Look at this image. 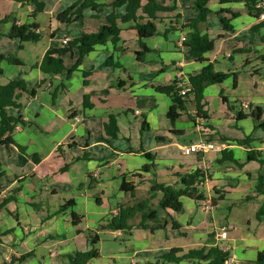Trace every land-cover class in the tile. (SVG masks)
Segmentation results:
<instances>
[{"label": "crops", "instance_id": "1", "mask_svg": "<svg viewBox=\"0 0 264 264\" xmlns=\"http://www.w3.org/2000/svg\"><path fill=\"white\" fill-rule=\"evenodd\" d=\"M41 1L45 10L32 19L33 6L0 0V21L9 19L0 26V56H13L23 63L1 61L0 86L12 80L22 83L20 114L26 123L17 126L14 145L0 143V204L7 201L0 212V264H9L7 259L12 261L25 254L32 256L23 264H67L65 256L91 249L89 233L99 236L100 231H111L104 228L121 206L147 199L157 205L163 194L151 192L154 182L179 186L180 176L197 172L200 165L208 168L205 173L199 171L205 176L198 185L204 200L182 197L181 212L159 209V218L168 224L155 232L137 227L142 219L138 213L130 221L133 230L111 231L115 237L123 236L126 255L102 263L100 254L90 264H133L134 260L137 264H156L158 257L175 248L188 251L211 246H225L239 264H254L264 250V219L257 218L264 207V195L256 189L258 177L264 176V165L249 161L248 152H259L264 160V91L253 81L256 75L264 77V63L259 58L264 56V29L256 33L253 28L264 18L247 14L242 3L210 2L213 11L226 8L241 13L232 21L233 34H225L215 14L199 25L203 34L216 39L215 50L205 58L214 64L216 72L237 74V83L234 87L230 78L205 90L207 119L196 117L194 98L187 97L188 114L183 113L172 124L168 118L172 101L156 88L172 85L179 71L191 77L205 66L180 46L182 36L189 32L182 25L193 17L192 0H177L175 13L161 15L163 20L157 22L160 35L143 41L148 48L144 56L138 54L143 49L135 24L119 21L118 43L108 41L96 46L70 80L66 75L50 76L41 71L45 54L62 48L65 39L71 41L98 31L110 15L121 18L126 9L110 7L114 0H97L104 5L99 13L87 9L81 22L62 24L58 15L78 0ZM44 15L49 16L46 25L41 21ZM177 15L181 17L174 25L177 38H171L172 33L167 34L166 28L174 24ZM210 21L216 26L212 27ZM14 23H36L40 41L22 43L9 39L6 34ZM236 54L242 57L237 60ZM78 56L77 49L73 56H66V67L73 66ZM84 72L90 73L86 84ZM242 75L251 77L245 93ZM32 91L34 95L30 96ZM85 97L90 108L85 107ZM243 102L250 104V111L262 108L259 122L251 117L236 120L238 112L250 113L242 111ZM12 113L18 114L15 110ZM74 114L84 121L75 124ZM112 116L117 117L120 128L114 139L105 131ZM144 121L147 129L143 131ZM200 138L221 145L240 165L223 162L222 155L215 152L184 156L182 148ZM246 138L250 144L239 145L238 141ZM20 155L25 162L20 163ZM144 167L148 169L145 171ZM124 181L136 188L134 194L121 190ZM70 200L75 202L74 207L57 215ZM222 203L228 205L229 212L236 207L249 210V216L246 228L235 226L236 232L231 231L225 241H218L220 228L232 224L229 219L216 218L215 210ZM246 204L252 208L247 209ZM73 212L82 218L78 226L73 225ZM173 222L180 228H174Z\"/></svg>", "mask_w": 264, "mask_h": 264}, {"label": "trees", "instance_id": "2", "mask_svg": "<svg viewBox=\"0 0 264 264\" xmlns=\"http://www.w3.org/2000/svg\"><path fill=\"white\" fill-rule=\"evenodd\" d=\"M23 5H31L34 7V11L31 14L32 19H36L37 16L44 12L45 4L41 0H15ZM212 0H192L193 17L186 21L183 28H188L187 40L184 43V47L188 50L189 55L200 64H205L202 71L189 77L191 90L185 95L180 94L178 83L175 80L172 85L158 87L156 91L168 96L172 101V106L168 111V118L172 124L179 120L183 113L188 114L190 103L187 101V97L193 96L195 109L197 112V118L207 119L204 111V92L212 85H222L228 79L233 78V86L237 83V74H228L223 72H216L213 63H209L205 58V55L209 52H213L216 48V39H211L209 35L203 34L199 28L201 23H205L211 14H215L222 26L225 34H233L235 28L232 21L239 18L241 13L233 11L231 9L221 8L220 10L213 11L210 8V2ZM220 5L229 4H244L247 14L260 19L264 14V0H218ZM261 5V6H258ZM104 7V5H102ZM97 0H78L75 4L67 8L60 13L57 17L58 21L62 24H71L75 22H81L84 19V11L91 9L92 11L99 13L102 7ZM113 9L125 7L126 12L121 18L116 17L115 14L110 15L107 18V24L102 26L98 31L94 33H84L81 37L71 40L68 44L63 45L60 49L49 50L40 65V69L43 73L50 76L66 75L67 79H71L74 72H76L84 60L92 53L96 46L104 45L108 41H112L113 44H117L120 36V28L118 22L123 23L133 22L134 29L137 31L142 52L138 54L144 56L148 48L143 42L146 39H150L157 35H160L157 22L163 20L161 15L173 14L178 10L177 0H114L110 5ZM175 22L170 25V28H166V33H173L177 31L175 26L180 22V15L174 17ZM9 19L0 21V26L7 23ZM175 25V26H174ZM264 29V20L253 28L254 32H258ZM39 26L36 23L29 25L13 24L9 32L6 34L11 40H20L22 43H38L41 39V34L38 32ZM165 33V34H166ZM3 36L0 31V40ZM222 37L220 36V39ZM264 40V38H263ZM79 51V56L73 66L67 68L64 58L68 55L73 56L74 50ZM264 63V56H259ZM6 60L15 65H22L23 63L13 56L5 57L0 56L1 61ZM1 73V69H0ZM89 72H84L83 76L86 79L89 77ZM30 96L34 95V91L29 93ZM22 83L16 80H12L6 86H0V143L7 147L15 144L13 134L19 125H25V121L20 114L22 108ZM85 107L90 108L91 105L86 103ZM226 101V98L223 97ZM15 110L18 114H13ZM77 116L74 114L73 119ZM263 110L260 107L252 109L249 114H243L238 112L236 120L240 121L246 118H253L255 122H259L262 119ZM192 120L195 118L189 116ZM147 129V122L144 121L142 130ZM105 131L112 139L117 138L120 132L118 125V119L115 116L110 117L109 123L105 125ZM208 140V139H206ZM211 141V140H208ZM223 141H226L223 139ZM212 142V141H211ZM239 145L247 146L250 144L249 139L238 141ZM21 152L24 148L19 146ZM223 162H233L237 165L240 163L233 159V157L223 151L221 153ZM148 158H152L147 155ZM249 161H259L261 165H264V160L259 152H248ZM25 162V158L20 155V163ZM145 171L147 167L143 168ZM1 175V174H0ZM205 181V176L199 171L180 176L179 186H167L164 184H158L154 182L151 187V192H161L163 194L157 205L151 204L150 199L138 200L132 206L123 205L119 208V212L116 216L112 217L104 229L111 231H125L129 232L133 230L134 226L130 224V221L140 213L142 215L141 223L137 226L140 229L149 230L155 232L157 230L165 229L168 222L162 220L158 216V210H172L174 212H181L183 209L182 197H188L195 201H202L205 196L199 192L198 185ZM257 193L264 195V176L258 177ZM121 190L134 194L136 188L131 184L124 181L121 185ZM152 198V197H151ZM7 201H3L0 204V212L6 206ZM75 205L73 200L66 202L61 206L57 212L59 214H65L68 210H71ZM258 219H264V207H262L257 213ZM71 219L73 225H80L82 218L71 213ZM173 227L179 229L178 223L173 222ZM211 238H214L212 236ZM91 249L85 252H76L65 256L67 264H90L91 261L100 258V252L97 250V245L100 242V237L97 234H90L88 237ZM32 254H25L19 258H14L9 264H23L29 259ZM231 257L230 252H225L219 248V246L202 247L199 249L184 250L175 248L169 252L161 255L156 259V264H225L226 260ZM254 264H264V250L261 251L254 262Z\"/></svg>", "mask_w": 264, "mask_h": 264}, {"label": "rangeland", "instance_id": "3", "mask_svg": "<svg viewBox=\"0 0 264 264\" xmlns=\"http://www.w3.org/2000/svg\"><path fill=\"white\" fill-rule=\"evenodd\" d=\"M41 21H42L43 25L48 24L49 16L44 15L42 17ZM210 25L212 27H215L216 23L215 22L213 23V21H210ZM44 27L45 26H43V29L46 30V28H44ZM170 35H171V38H177V35L174 32ZM45 37L48 38L47 36H45ZM235 57L237 60H239L242 56H240L239 54H236ZM244 64H245V62H242V65H244ZM232 67H234V65ZM250 80H251V77L249 75H242L241 82L243 83L242 86L244 87L243 93H245V91H247V89H248L247 85L249 84ZM253 81L257 82L259 84V88H261L264 91V84L262 83L264 81V77L256 75L253 78ZM231 90L232 89H230V93L232 92ZM239 108L240 107L237 106L236 110H238ZM227 204H229L231 206L230 203H227ZM221 206L222 207L220 209L215 210L216 218H220V219H222V221H224L225 219H229V221L232 223V225L234 224V226H236L237 228H241V229L246 228V218L249 216V213H248L249 210H247V211L242 210L241 211V209L239 207H236V208H234L233 212H229L227 209L228 205H224L222 203ZM245 207L247 209L248 208L251 209L252 205L248 207V205L246 204ZM240 211L242 214L239 213ZM232 232H236V231L233 230ZM99 237H100L101 241L97 245V250L101 254V257H102L101 262L102 263H109L110 261H112V257H118L119 258L120 256L126 255V251H127V248L125 245L126 241H124L123 236L115 237L114 235H112L111 231H105V232L100 231ZM219 248H221V250H224V251L228 250V248H226L225 246H219Z\"/></svg>", "mask_w": 264, "mask_h": 264}, {"label": "built area", "instance_id": "4", "mask_svg": "<svg viewBox=\"0 0 264 264\" xmlns=\"http://www.w3.org/2000/svg\"><path fill=\"white\" fill-rule=\"evenodd\" d=\"M261 6V5H258ZM264 18V14L261 16ZM187 40V34L186 36H182L180 40V46L184 47V43ZM70 42L69 39L64 40V45L68 44ZM175 80L178 83V88L180 89V94L182 96H185L190 90V80L189 77L182 71L177 72ZM251 109L250 104L248 102L242 103V111L249 112ZM139 113V112H137ZM75 124H80L84 121L83 117L76 116L74 119ZM218 153L221 154L223 152V147L221 145H217L211 141H208L206 139L200 138L195 141H193L190 145H187L182 148V153L184 156H191L193 154H201V155H208L210 153ZM208 168L205 166H198L197 171H201L203 173L207 172ZM236 230V227L232 224L224 225L220 228V232L217 235L218 241H225L228 238V235L231 231ZM224 251V250H223ZM226 250L225 252H227ZM8 263H11L10 259L6 260ZM133 264H137V261L134 260ZM225 264H239L235 257H229Z\"/></svg>", "mask_w": 264, "mask_h": 264}]
</instances>
